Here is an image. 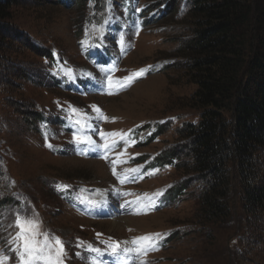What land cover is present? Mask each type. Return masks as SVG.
I'll return each instance as SVG.
<instances>
[{"label": "rangeland", "instance_id": "1", "mask_svg": "<svg viewBox=\"0 0 264 264\" xmlns=\"http://www.w3.org/2000/svg\"><path fill=\"white\" fill-rule=\"evenodd\" d=\"M187 1L20 0L0 23V200L11 197L0 204L5 264H20L10 250L17 214L38 222L41 243L63 241L60 264H119L124 255L114 256L111 245L134 249L133 241L153 234L157 247L130 255L131 264H264V208L244 251L233 244L246 222L236 218L213 231L200 225L199 185L171 201L180 174L175 164L155 162L191 118L180 106L196 87L174 65L185 60L177 52L191 28L180 22ZM31 112L46 117L39 129L27 119ZM86 130L94 150L75 140ZM231 240L244 253L234 254Z\"/></svg>", "mask_w": 264, "mask_h": 264}, {"label": "trees", "instance_id": "2", "mask_svg": "<svg viewBox=\"0 0 264 264\" xmlns=\"http://www.w3.org/2000/svg\"><path fill=\"white\" fill-rule=\"evenodd\" d=\"M19 2L0 0V23L9 18L11 8ZM187 3L188 13L180 22L191 28L177 52L185 60L174 65L184 70L196 87L180 106L191 118L177 128L174 145L155 162L159 166L175 164L180 174L171 201L175 195L183 200L193 184L199 185L200 225H209L213 231L236 218L246 222L243 235L235 244L230 241L233 253L242 254L248 243H254L249 226H255L253 222L264 208V0ZM178 5V1L173 3L174 10ZM171 18L175 19L173 14ZM1 31L0 27V38ZM34 46L33 50L44 58L52 57L50 51ZM38 113L27 116L33 124L38 122L37 129L46 121ZM168 125L161 124L160 133L154 136L161 135ZM1 188L4 186L0 184ZM68 194L64 192V197ZM10 199L5 197L0 204ZM240 201L242 211L236 205ZM232 244H241L244 249L237 248L238 252Z\"/></svg>", "mask_w": 264, "mask_h": 264}, {"label": "snow or ice", "instance_id": "3", "mask_svg": "<svg viewBox=\"0 0 264 264\" xmlns=\"http://www.w3.org/2000/svg\"><path fill=\"white\" fill-rule=\"evenodd\" d=\"M120 43L123 44V37L120 38ZM143 74L144 70H140L134 73L133 76H130L126 79L131 82L134 77H140ZM109 84H111V81H109ZM123 86L127 87L128 85L125 84ZM96 111L99 112V109H96ZM75 140L78 144H87L92 150H94L96 147H99L91 139H84L80 136H76ZM48 147H52V145L49 144ZM14 227L20 229V231L17 233L16 237L12 239L11 243L13 247L10 250L17 253L20 264H60L59 257L63 255L64 251L63 241H61L59 238L45 237L43 243H41L39 237L42 234L36 231L38 228V222L28 217L22 218L19 214H17ZM21 238H23L22 244L20 243ZM158 239V234L140 237L138 240L132 242L135 246L134 249H121L119 242H117L116 244L110 246L111 253L118 258L121 254L124 255V259L120 260L119 264H131V261L128 259L130 255H138L140 253L146 254L148 251L154 250L157 247ZM54 246H58L59 249L58 258L56 260L51 258L52 253L56 252L57 250ZM90 251L99 252L98 249H90ZM7 259H10V257L0 255V264H5ZM100 264H102V261Z\"/></svg>", "mask_w": 264, "mask_h": 264}, {"label": "bare ground", "instance_id": "4", "mask_svg": "<svg viewBox=\"0 0 264 264\" xmlns=\"http://www.w3.org/2000/svg\"><path fill=\"white\" fill-rule=\"evenodd\" d=\"M119 222H120L119 220H115L114 223L117 224V225H114L113 227H114V228H117V229H119V228L121 229L122 225H121V223H119ZM121 230H122V229H121Z\"/></svg>", "mask_w": 264, "mask_h": 264}]
</instances>
